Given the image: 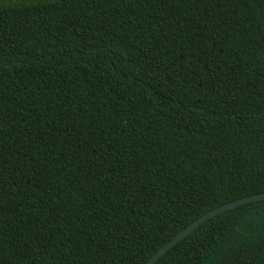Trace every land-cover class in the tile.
<instances>
[{
	"label": "trees",
	"instance_id": "trees-1",
	"mask_svg": "<svg viewBox=\"0 0 264 264\" xmlns=\"http://www.w3.org/2000/svg\"><path fill=\"white\" fill-rule=\"evenodd\" d=\"M264 192V0H0V264H145ZM156 264H264V199Z\"/></svg>",
	"mask_w": 264,
	"mask_h": 264
},
{
	"label": "water",
	"instance_id": "water-1",
	"mask_svg": "<svg viewBox=\"0 0 264 264\" xmlns=\"http://www.w3.org/2000/svg\"><path fill=\"white\" fill-rule=\"evenodd\" d=\"M264 192L255 193L251 195H247L244 197L237 198L233 201H229L224 203L205 214L201 215L197 219H195L192 223H190L186 228L176 234L172 239H170L167 243H165L162 247H160L145 264H156L158 260L165 255L173 246H175L179 241L186 238L189 234H191L197 227H199L206 220L220 214L224 213L227 210L233 209L242 204H246L253 201L263 200Z\"/></svg>",
	"mask_w": 264,
	"mask_h": 264
}]
</instances>
